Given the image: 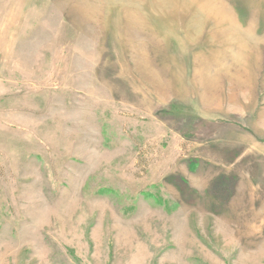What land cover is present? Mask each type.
Returning <instances> with one entry per match:
<instances>
[{"label":"rangeland","instance_id":"obj_1","mask_svg":"<svg viewBox=\"0 0 264 264\" xmlns=\"http://www.w3.org/2000/svg\"><path fill=\"white\" fill-rule=\"evenodd\" d=\"M0 264H264V0H0Z\"/></svg>","mask_w":264,"mask_h":264}]
</instances>
